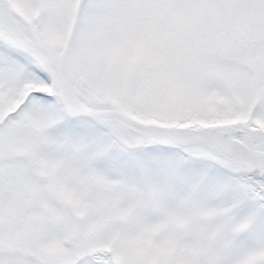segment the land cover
<instances>
[{"label":"snow or ice","instance_id":"snow-or-ice-1","mask_svg":"<svg viewBox=\"0 0 264 264\" xmlns=\"http://www.w3.org/2000/svg\"><path fill=\"white\" fill-rule=\"evenodd\" d=\"M0 264H264V0H0Z\"/></svg>","mask_w":264,"mask_h":264}]
</instances>
